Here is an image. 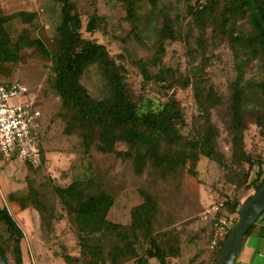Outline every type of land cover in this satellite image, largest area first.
Returning a JSON list of instances; mask_svg holds the SVG:
<instances>
[{
	"label": "rangeland",
	"instance_id": "1",
	"mask_svg": "<svg viewBox=\"0 0 264 264\" xmlns=\"http://www.w3.org/2000/svg\"><path fill=\"white\" fill-rule=\"evenodd\" d=\"M72 2L81 17L82 36L105 46L109 55L123 66L127 89L134 100L150 106L165 101L167 94L175 95L184 115L179 129L186 139L195 136L194 131L201 123L195 86L211 87L219 95L221 103L211 110V124L218 131L216 147L224 156V166L200 155L197 161L186 163L174 175L155 170L150 164L138 172L132 159L102 150L99 143L85 148L77 133L66 134L60 100L50 89L51 63L34 43L39 39L48 50L53 48L60 7L54 0H0V18H7L2 26L10 40V56L14 58L0 65V85L19 82L27 90L21 100L34 99L44 114L40 127L44 160L40 167L34 168L16 156L0 155V204L8 206L24 232L23 264H82L94 259L84 243L96 246L99 234H79L74 217L62 210L51 187L86 179H93L95 189L112 196L114 202L107 219L122 226L130 225L132 209L142 204L140 191L150 192L157 206L155 233L163 247L178 248L171 264H212L218 244L238 220L240 207L234 211L224 204L217 215L206 218L204 211L217 204L218 197H236L242 204L253 193L249 184L260 174L264 177V126L258 124L261 116L264 118V108L259 109L258 118L246 117L242 135L244 152L254 162L263 161L261 173L258 174L257 165L250 167L234 155L229 105L237 71L227 35L214 28L212 20L203 24L194 20L190 7L196 0H159L155 13L145 0H137L135 23L125 19L126 8L118 0ZM20 12L35 17L32 21L13 17ZM94 13L99 19L98 26L89 33L86 26ZM165 17L175 29V39L163 41V50L158 52ZM239 24L245 28L243 21ZM139 61L147 65L151 74H167L166 80L158 85L146 83ZM249 79L256 82L264 79L260 61L253 60L244 66L243 81ZM81 83L92 97H103L104 82L96 66L84 72ZM115 148L132 154L142 150L140 146L122 142L116 143ZM27 183L42 192L53 209L46 223L34 209H17V212L12 207L16 206V198L27 193ZM219 217L227 220L223 230L215 225ZM134 238L135 256L149 264H158L156 247L150 246L139 231ZM110 251L118 253L114 247ZM135 259L123 250L116 262L108 264H134ZM96 262L94 259L92 264ZM10 264H14L12 260Z\"/></svg>",
	"mask_w": 264,
	"mask_h": 264
},
{
	"label": "trees",
	"instance_id": "2",
	"mask_svg": "<svg viewBox=\"0 0 264 264\" xmlns=\"http://www.w3.org/2000/svg\"><path fill=\"white\" fill-rule=\"evenodd\" d=\"M54 1L60 7V20L56 26L53 48L48 50L39 39L34 40V43L51 63L50 89L60 100L66 134L77 133L85 148L99 143L102 150H110L118 157L132 159L138 172L150 164L155 170L174 175L178 173L177 169H182L188 162L197 161L200 155L224 166V156L216 147L218 131L211 124V110L221 103V98L211 87L205 88L200 84L195 86V102L201 123L200 128L194 131L195 136L186 139L180 133L179 127L184 123V115L175 95L167 94L165 101L150 106L134 100L127 89L123 66L109 55L105 46L82 36V21L74 2ZM118 1L126 8L125 19L135 23L137 0ZM145 1L155 13L159 0ZM190 14L199 24L212 20L214 28L224 31L227 35L237 71L236 80L231 84L229 105L232 147L238 161L244 160L250 167L257 165L260 174L263 161L258 159L254 162L251 156L244 152L242 135L246 117L255 115L258 118L259 109L264 108V79L259 82L252 79L244 82L243 73L244 66L253 60L260 61L264 66V0H196L190 7ZM13 17L32 21L35 15L20 12ZM6 19L0 18V65L14 60L10 56L11 44L8 34L2 26ZM98 20L94 13L88 20L86 31L94 32ZM163 21L158 52L163 50V41L168 38L175 39V29L171 21L167 17ZM240 21L245 23V28L239 24ZM154 60L156 64L158 59ZM91 66L98 68L104 82V95L99 99L92 97L81 83L84 72ZM139 66L146 83L158 85L166 80L167 74H151L144 62L139 61ZM260 119L258 124L264 126V118L261 116ZM42 141L43 139L41 144ZM118 142L140 146L142 150L137 149L134 154L120 152L115 148ZM41 144L39 164L33 166L28 163L34 168L40 167L44 160ZM259 177L251 184L248 183L253 192L264 182V177ZM51 187L62 210L74 217L79 234H99L96 246L84 243V248L91 251L96 264L116 262L123 250L136 257L134 264H149L142 257L135 256L133 245L137 231L144 235L150 246L156 247L158 264H171V258L178 255L177 247H163L155 233L157 206L150 192L140 191L142 204L132 209L130 225L122 226L107 219L113 198L107 192L95 189L93 179L73 180L66 186ZM26 188L27 193L17 199L20 210L34 209L43 223H46L53 214L46 196L30 183L26 184ZM216 203H222L223 207L227 204L234 211H238L241 205V201L236 197H218ZM263 217L264 212L257 221ZM254 225L248 229V233ZM226 238L227 236L218 244L212 264L216 261ZM23 239V230L8 208L0 204V252L7 264H10V260L14 264H23ZM110 247L117 248L118 253H112ZM94 259L82 264H92Z\"/></svg>",
	"mask_w": 264,
	"mask_h": 264
},
{
	"label": "built area",
	"instance_id": "3",
	"mask_svg": "<svg viewBox=\"0 0 264 264\" xmlns=\"http://www.w3.org/2000/svg\"><path fill=\"white\" fill-rule=\"evenodd\" d=\"M27 90L19 82L11 81L0 85V155L16 156L36 166L40 162V127L43 112L35 100H21ZM222 203L211 205L204 211L208 215H217ZM215 225L223 230L227 220L219 217Z\"/></svg>",
	"mask_w": 264,
	"mask_h": 264
},
{
	"label": "water",
	"instance_id": "4",
	"mask_svg": "<svg viewBox=\"0 0 264 264\" xmlns=\"http://www.w3.org/2000/svg\"><path fill=\"white\" fill-rule=\"evenodd\" d=\"M263 212L264 182L241 204L238 211V220L229 231L214 264H234L238 250L248 234V229L256 223ZM0 264H7L1 252Z\"/></svg>",
	"mask_w": 264,
	"mask_h": 264
},
{
	"label": "crops",
	"instance_id": "5",
	"mask_svg": "<svg viewBox=\"0 0 264 264\" xmlns=\"http://www.w3.org/2000/svg\"><path fill=\"white\" fill-rule=\"evenodd\" d=\"M18 198L15 200L16 206H12L17 212V209L20 210L17 204ZM5 206L8 208L6 204ZM234 264H264V217L255 223L254 227L245 237L238 250Z\"/></svg>",
	"mask_w": 264,
	"mask_h": 264
}]
</instances>
